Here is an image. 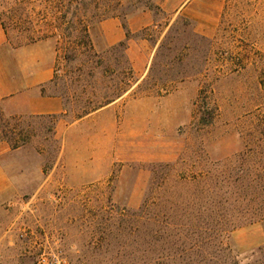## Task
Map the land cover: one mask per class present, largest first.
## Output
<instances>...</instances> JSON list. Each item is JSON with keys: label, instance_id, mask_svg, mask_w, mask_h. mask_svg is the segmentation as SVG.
<instances>
[{"label": "rangeland", "instance_id": "rangeland-1", "mask_svg": "<svg viewBox=\"0 0 264 264\" xmlns=\"http://www.w3.org/2000/svg\"><path fill=\"white\" fill-rule=\"evenodd\" d=\"M61 4L0 0L11 79L54 72L45 92L64 104L16 115L30 142L1 160L0 264H153L141 216L173 224L165 254L187 257L168 262L264 259V221L245 223L264 215V0H73L68 19ZM114 18L144 41L140 77L99 38ZM197 220L210 231L179 229Z\"/></svg>", "mask_w": 264, "mask_h": 264}, {"label": "crops", "instance_id": "crops-1", "mask_svg": "<svg viewBox=\"0 0 264 264\" xmlns=\"http://www.w3.org/2000/svg\"><path fill=\"white\" fill-rule=\"evenodd\" d=\"M132 23V30L137 31L136 20ZM98 31L104 48L114 47L122 42H127L126 53L135 75L140 77L144 74L146 60L141 52V48L145 47L144 41L128 40L121 22L115 18L103 21L98 27ZM7 41L8 37L0 21V109L2 113L7 116H49L62 114L64 112L63 100L56 95H43L41 91L43 87L54 79V72H48L43 77L38 69H34L26 76L23 84H16L11 79L2 54V51L7 46ZM27 49V52H29L31 47ZM36 90H39L40 93L34 94ZM22 149L13 150L7 142L0 139V195L8 192L12 187L11 179L1 160Z\"/></svg>", "mask_w": 264, "mask_h": 264}, {"label": "trees", "instance_id": "trees-1", "mask_svg": "<svg viewBox=\"0 0 264 264\" xmlns=\"http://www.w3.org/2000/svg\"><path fill=\"white\" fill-rule=\"evenodd\" d=\"M65 3L67 4V7L65 6V9L67 11L62 15V17H63V19H68V15H69L70 10H71V8L73 6V0H68V2H66L65 0H62V4H61L60 7L64 8L63 4H65ZM0 21L2 23L3 29L6 32V35H8L7 34L8 28H7V25L5 24V21L2 20V19H0ZM127 37H128V40H129V35H127ZM88 43H90V41ZM127 47H128L127 42H122V43H120V44L115 46V48L123 49L125 52L127 51ZM56 81H57V76L55 75L54 79L46 87L55 84ZM45 89L46 88L44 87L43 91H42L43 95H46V92H45L46 90ZM124 92H127V90L126 89L122 90V93L119 92V93L115 94L114 96L116 98H119V97L122 96L121 94H123ZM52 96H55V95H52ZM109 101H108L107 105H109V104H111L113 102V101H110V102ZM104 106L105 105H101L100 107L102 108ZM97 108L92 109L91 111L84 112V114L81 115L79 118H83L86 115H89L91 112L97 110ZM0 115H1L2 118H5L4 114L2 113L1 110H0ZM31 118L32 119H37V118H43V116H32ZM5 121H6V126H5L4 130L2 132H0V139L1 140L7 142L11 146V148L13 150L19 149L20 147L29 144V142H30L29 136H24L22 134V132L19 134V137H17L15 135L16 129L18 128V126L23 121V119L21 117L12 116V117L8 118ZM12 123H14V125H12ZM195 180H197V178H195ZM149 207H150V205L148 204V201H147L146 203H144L142 211L146 212L149 209ZM141 220H142V224L144 226V229L149 227V226H152V227L158 229V230L155 231V233H153V232L147 233V231L144 232V234H143V236H144V243H143L144 246L145 245H150V244H159V243L161 244L162 243L161 244V249H159V251L155 250L156 259H155V262L153 264H176L175 262H168V261H170V260L173 261V260H177V259L183 261L184 259H186L187 255H184V253H178L173 258L165 254L166 246L170 242V236H167L165 231L170 229V227L173 224L170 226L169 224H171V223H169L168 220H157L155 218H148V217H144V216H141ZM262 221H264V215L263 216H259V218H255V219L251 218V220H246L245 223H246V225H254V224L260 223ZM227 223H228L227 224L228 227L223 229L222 233H223L224 237L229 238L230 234H232V233H234L236 231V228H237L238 225L235 224V223H232L230 221L227 222ZM210 227L211 226H210L209 222H207L205 220H197L195 222L192 221V222H190V224L188 223L187 225L182 223L180 225L179 229H181L182 232L185 231V230H188L189 232L190 231L194 232L193 234H200L201 232L210 231V229H211ZM227 250H229V247H226L225 245H222L221 248H220V251H222V252H226ZM220 262H223V263H220ZM220 262L215 263V264H227V260L226 259H223V261H220ZM179 264H183V263L181 262ZM253 264H264V259H262L260 261H257V262H254Z\"/></svg>", "mask_w": 264, "mask_h": 264}, {"label": "built area", "instance_id": "built-area-1", "mask_svg": "<svg viewBox=\"0 0 264 264\" xmlns=\"http://www.w3.org/2000/svg\"><path fill=\"white\" fill-rule=\"evenodd\" d=\"M37 264H48V262H46V260L42 258L41 260L38 261ZM53 264H54V263H53ZM57 264H60V263L57 262Z\"/></svg>", "mask_w": 264, "mask_h": 264}]
</instances>
